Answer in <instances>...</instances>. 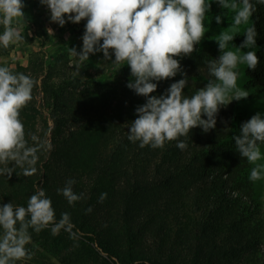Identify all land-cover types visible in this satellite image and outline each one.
<instances>
[{
    "label": "trees",
    "instance_id": "16d2710c",
    "mask_svg": "<svg viewBox=\"0 0 264 264\" xmlns=\"http://www.w3.org/2000/svg\"><path fill=\"white\" fill-rule=\"evenodd\" d=\"M209 2L203 40L191 55L174 57L182 71L174 78L153 81L158 85L153 96L166 94L185 73L188 84L183 94L189 97L202 89L201 83L213 79L206 62L218 59L221 52L212 37L233 23L235 13L222 9L216 0ZM251 3L256 10L249 23L257 31L255 52L260 62L254 71L240 65L239 79L242 89L257 96L264 95V4ZM217 15L222 17L220 24L215 22ZM246 27L241 26L229 49L244 42ZM67 55L61 50L32 62L30 76L37 84L32 100L20 112L29 145L34 144L32 135L46 141L35 165L42 166L43 174L25 176L20 182L33 186L43 178L42 190L52 201L56 222L68 213L74 226L72 233L63 230L58 236L47 228L38 233L29 228L34 242L30 250H41L37 258L53 255L58 264H264V186L249 179L255 165L240 155L232 139L252 118L247 103L251 97L232 109L222 106L216 127L207 133L197 127L180 137L187 144L185 150L177 147L179 141L141 148L139 142L128 140V133L136 109L147 98L127 87L133 80L130 67L113 65L112 54L109 76V69L96 80L84 71L68 76ZM28 71L29 67H19L12 72L29 75ZM40 73H45L42 113L32 104ZM20 170L16 167L13 174ZM13 174L7 184L16 186ZM7 178L0 173V188ZM69 179L76 181L74 193L84 195L74 204L58 192ZM101 193H107L102 203ZM17 200L26 207L25 200Z\"/></svg>",
    "mask_w": 264,
    "mask_h": 264
},
{
    "label": "clouds",
    "instance_id": "9594fccd",
    "mask_svg": "<svg viewBox=\"0 0 264 264\" xmlns=\"http://www.w3.org/2000/svg\"><path fill=\"white\" fill-rule=\"evenodd\" d=\"M51 12V21L63 27L70 21L79 24L87 20L82 37L80 52L71 48V54L80 63L89 60L90 54L103 52L106 59L115 56L113 65L126 63L131 69L133 80L127 87L147 98L144 105L136 109L137 118L129 125L128 140L144 148H163L165 142L179 141L177 147L185 150L187 144L179 140L187 137L192 129L202 128L205 133L216 127V116L222 106L233 100L239 101L249 96L248 91L238 87L239 66L246 65L255 70L259 58L255 51L257 31L250 19L255 12L251 0H216L222 9L235 13L233 23L218 36L212 37L218 44L221 55L207 61L209 75L213 77L207 85L195 94L185 96L188 84L185 78L173 83L166 94L159 97L157 83L174 78L181 72V64L174 57L189 56L195 46L203 40L206 28V13L211 10L209 0H40ZM264 4V0H258ZM23 0H0V45L7 48L10 43L23 39L14 22L25 18ZM67 16V21L65 17ZM217 24L222 23L221 15L215 16ZM245 28L244 42L229 49ZM52 30L49 29V32ZM102 41V43H101ZM79 70V64L77 65ZM37 81L24 73H13L7 66H0V164L10 161L14 167L0 168V173L11 177L19 167L24 176L37 172V153L46 147V141H39L35 135L29 145L20 112L32 100V92ZM207 117L204 119L203 117ZM237 151L255 167L249 179L253 182L264 179V164L257 163L262 156L260 144L264 143V116L254 115L243 123L240 134L232 137ZM75 180L69 179L59 193L69 204L84 198L73 191ZM107 198L101 193L100 202ZM91 208L87 209L90 213ZM56 222L52 201L40 189L31 195L27 206L13 203L0 206V264H14L32 253L26 247L31 242L29 228L37 233L52 226L53 235L60 230L72 233L70 215L62 213Z\"/></svg>",
    "mask_w": 264,
    "mask_h": 264
},
{
    "label": "rangeland",
    "instance_id": "374dc122",
    "mask_svg": "<svg viewBox=\"0 0 264 264\" xmlns=\"http://www.w3.org/2000/svg\"><path fill=\"white\" fill-rule=\"evenodd\" d=\"M23 3L26 5L23 9L25 18H19L18 21H15L13 25L19 29L23 39L18 42L10 43L7 48L0 45V66H7L11 69V71L18 70L19 67H29L30 71L28 72L30 76L34 75V69L31 67L32 62L37 58L42 56L44 59H46L48 54L51 55L57 51L67 50L68 66L65 72L68 76H73L78 72L84 71L85 74L96 80L104 75L107 69H109L107 73L108 76L111 74L113 68L109 64L110 60L104 57L103 52L90 54L89 60L85 63H80L78 58L71 54V48H75L77 52L82 50V37L85 33V26L87 23L86 19L81 21L79 24L68 21L63 27H61L59 24L53 23L51 21L50 10L47 8V6L43 5L40 0H24ZM65 20L67 21V16L65 17ZM49 29L52 31L49 32ZM3 30V25H0V34L3 33ZM234 49L235 48H232V50ZM242 51L245 53L248 51H256V47L255 49H242ZM78 64L79 70H77ZM44 76L45 73H40L37 79L38 86L36 88L37 90L35 91V100L32 103L41 113L44 112V108L42 100L43 95L40 88L41 81ZM206 85L207 83H201L199 86L204 88ZM243 85V80L240 82V79H238V87L242 89ZM248 93L251 97V100H248L247 102L249 103L248 109H250V117H253L256 114H261L264 116V95L252 96L250 92ZM247 98L241 99L239 101L233 100L230 104L223 107L226 109H232L238 103H242V100H247ZM45 114L47 113L45 112ZM36 127H40V120L38 119ZM259 146L261 148L262 156H264V143L260 144ZM257 163L264 164V159H261ZM4 166L5 164H0V168H4ZM41 169H43L41 165L37 167V172L35 175L43 174V170ZM21 171L22 169L19 172L20 174H13V178L17 182L16 186L7 184L9 177L4 183L2 182L4 186H1L2 188H0V206L13 203L15 206L19 207L21 204L18 203L17 199L22 198V200H25V203H27L31 195L42 189L43 178L37 180L33 186L32 184L28 185L24 180L20 182V179L26 178L25 176H21ZM258 181H255L254 184L257 186L259 185V187H262V185L264 186V179ZM260 193L262 194V192ZM261 201H264V196L261 197ZM51 228V225L47 227V229H49L52 233ZM62 231L63 229L54 236L63 234ZM0 234H2V230H0ZM81 237L82 234L79 235V237L76 236V239ZM31 245H34L33 239H31V242L26 247L30 250ZM35 247H37V244ZM93 248H95L101 256L107 257L104 252L97 249V245H94ZM30 251L32 253L31 259L25 258L20 261H15L14 264H58L57 258L53 255H50V257L47 259H42L37 258L41 252L40 249L37 250L36 253H34L32 250ZM36 259H38L40 263H38Z\"/></svg>",
    "mask_w": 264,
    "mask_h": 264
}]
</instances>
